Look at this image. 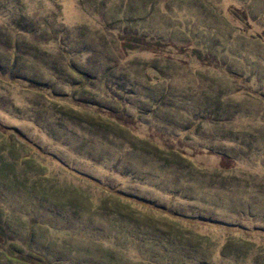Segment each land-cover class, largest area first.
<instances>
[{
    "label": "rangeland",
    "instance_id": "374dc122",
    "mask_svg": "<svg viewBox=\"0 0 264 264\" xmlns=\"http://www.w3.org/2000/svg\"><path fill=\"white\" fill-rule=\"evenodd\" d=\"M0 264H264V0H0Z\"/></svg>",
    "mask_w": 264,
    "mask_h": 264
}]
</instances>
